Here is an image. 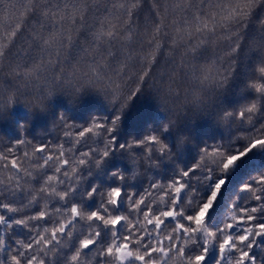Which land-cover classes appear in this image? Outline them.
Segmentation results:
<instances>
[{"label": "snow or ice", "instance_id": "obj_1", "mask_svg": "<svg viewBox=\"0 0 264 264\" xmlns=\"http://www.w3.org/2000/svg\"><path fill=\"white\" fill-rule=\"evenodd\" d=\"M256 3L257 0H8L5 4L0 0V15L15 20L3 36L7 43L0 44V117L9 114L17 103H23L28 109H43L55 92L72 89V94L76 95L87 86L103 92L115 109L110 120L93 118L87 127L69 124L63 113L59 115L57 126L65 129L63 137L72 138L73 133L67 129L74 127L78 135L72 139L73 147L68 149L70 158H65L62 146L52 148L50 142L40 144L37 151L43 154L41 168L46 178L38 191L46 197L65 201L77 190L82 168L93 160L99 166L103 158L118 147L130 150L138 145L153 153L154 148L149 145L152 142L158 146L155 150L167 153L168 145L159 133L118 145L115 132L122 115L138 94L142 95L145 86L152 89L173 114L183 111L187 104L199 106L210 86L227 82L232 74L235 64L229 57L241 46L239 24L250 15ZM165 14L175 17L171 33L166 31L169 25L164 23ZM140 19L144 24L140 26L141 31H137ZM82 33L88 38L82 40ZM147 35L152 39H145ZM160 39L169 48L170 69L152 75L144 72L136 77L137 87L128 88L127 92L120 86L104 83L108 73L120 74L118 66L133 58L137 45L143 48L147 44L152 48L144 59L157 65L155 56L162 48ZM205 45L221 47L216 60L201 64L195 54ZM250 46L262 53L251 84L264 96V40H253ZM178 71L187 88L179 87ZM157 75L159 78L155 79ZM259 107L258 101L251 102L236 115L251 121ZM229 115L233 113H227L225 118ZM172 123L170 120L165 130ZM20 127L22 130L27 124ZM92 134L107 137L99 141L103 147L81 151L80 146L85 145ZM5 143H10L11 147L0 152V159L15 175L0 180V228L4 229L0 233V264H46L48 252L61 251L60 241L66 237L72 238L70 244L64 245L71 248L67 264H87L81 257H86L93 249L96 250L93 264H169L173 258L180 264H264V216H261L264 213V174L257 176L254 184L244 185L245 190L254 194L255 205L234 204L223 226L208 224L209 211L225 183L226 177L222 174L252 148L264 146V132L243 150L233 152L219 144L209 152L205 147L195 165L182 169L178 178L173 176L166 184L150 180L149 189L144 190L143 195L134 188L124 187L127 176L118 169L113 174L120 183L104 190L92 185L85 191L87 198H98L96 209L88 211L77 203L54 207L55 213L64 215L66 210L67 214L65 222L55 221L58 226L51 230L39 224L51 218L47 210L18 216L21 218L8 215L19 213L21 206L6 198L7 190L15 193L27 189L33 192V199L35 196L33 187H25L32 184L34 177L25 175L18 158L8 161V156L16 155L14 149L31 142L24 138L6 141L0 136V145ZM53 151L58 152V156L48 154ZM130 154L135 164L137 157ZM208 157L212 158L211 164L206 162ZM144 158L152 162L151 155ZM201 170L206 181L215 178L206 198L192 183L193 177L200 179L196 173ZM49 171L51 175L47 174ZM152 191L163 192L165 196L157 200ZM189 193L191 199H188ZM161 203L168 210H162ZM122 204L129 214L144 217L152 230L146 229L139 220L133 223L129 214L121 210ZM166 220L173 221L174 226L161 239V234L169 228ZM80 221L89 222L87 231L73 238V230ZM17 227L28 230L26 240L17 238Z\"/></svg>", "mask_w": 264, "mask_h": 264}, {"label": "trees", "instance_id": "obj_2", "mask_svg": "<svg viewBox=\"0 0 264 264\" xmlns=\"http://www.w3.org/2000/svg\"><path fill=\"white\" fill-rule=\"evenodd\" d=\"M7 2L8 0H4L5 4ZM173 19L175 17L165 14L164 23L169 25L166 29L169 33L173 31ZM12 23H15L14 19L7 15H0V44L7 43L3 36L8 31V25ZM143 24L144 20L140 19L136 30L141 31L140 26ZM239 28L241 46L236 53L229 57L235 64L232 74L227 82L219 86H210L206 92V98L202 100L199 106L187 104L184 106L183 111L173 114L168 106L159 101L154 91L145 86L142 95L138 94V97L122 115L121 124L115 132L118 137V145H127L132 142L133 138L140 140L147 135L159 133L168 145L167 153H160L155 150L158 146L152 142H149V145L153 146V153H148L146 147L138 145H134L130 150L118 147L109 157L103 158L99 166L93 160L82 168V180L77 190L70 193L65 201H61L54 196L46 197L38 191L42 186L43 179L46 177L44 169L41 168L43 154L39 153L37 149L41 143L50 142L52 148H61L62 146L65 158H70L68 157V149L73 147L72 139L78 135L77 127L89 126L93 118L107 117L110 120L115 115V109L109 100L105 98L103 92L90 86L85 87L76 95L72 94V89L57 91L47 100L43 109H28L23 103L15 104L9 114L0 117V136L5 137L6 141L24 138L31 142L14 149L16 155L8 156V161L18 158L19 163L25 170V175L31 174L34 177L32 184L25 185V187L34 188L35 199L32 197L33 192L27 189L15 193H12L11 189L7 190L6 198L10 202L21 206L19 213H8V215L21 218L18 216L25 213L35 215L41 210H47L51 213V218L39 221V224L42 228L46 227L51 230L53 227L58 226L55 221L65 222L67 214L66 210L64 215L55 213L54 207L70 206L77 203L82 204L85 210L88 211L96 209L99 206L98 198H87L84 195L85 191L92 185H99L100 190L117 185L120 181L113 173L118 169L125 172L127 176L124 187L134 188L143 195L144 190L149 189L150 180L166 184L171 181L173 176H177L182 169H188L195 165L205 147L208 148L209 152L219 144L227 146L233 152L247 148L257 135L264 132V96L260 95L251 84L256 76V67L262 60V53L250 46L253 40H264V0H257L256 6L252 9L250 15L240 22ZM81 38L82 40L87 39V34L82 33ZM145 39L151 40L152 36L147 35ZM159 43H161L162 48L155 56V61H158L157 65L155 63L149 64L144 59V56L152 51V48H149L147 44L143 48L137 45L134 49L135 55L133 58L118 66L120 74L108 73L104 83H111L114 87L120 86L127 92L128 88L137 87L136 77L142 76L144 72L152 75L154 72L165 71V68L170 69L169 48L163 39H160ZM220 47L219 45L215 48L209 45L202 46L195 54L197 62L204 64L216 60ZM156 67L160 68L157 69ZM154 78L158 79L159 77L157 75ZM177 83L180 88L188 87L179 71L177 72ZM21 99L24 98L21 97ZM257 101L260 107L251 121L236 115L243 106ZM61 113L67 117L69 124L77 126L67 129L73 133L72 138L63 137L65 129L57 126L58 117ZM227 113H233V115L225 118ZM170 120L173 123L165 130V125L169 124ZM98 122L103 123V120L98 119ZM23 123H26L27 127L21 130L20 125ZM106 138L103 135L92 134L86 144L80 146V150L88 151L89 147L102 148L103 145L99 141ZM7 147H11V144L0 145V152L5 151ZM130 152L137 157L135 164L131 161ZM48 154L58 156V152L55 151ZM148 155L152 156L151 163L144 158ZM211 159V157L206 158V162L211 164ZM133 173H135L134 179ZM47 174L51 175L52 172L49 171ZM261 174H264V146H257L242 156L230 170L222 174L226 177L225 183L209 211L208 224L211 227L223 226L224 221H227V217L231 215L230 210L234 204L236 206L255 205L257 201L254 194L245 190L244 185L254 184L256 177ZM13 175L15 173L8 170L4 166V161L0 159V180ZM196 176L200 179L197 180L196 177H193L192 183L199 189L200 195L206 198L210 194L211 185L215 183V178L206 181L203 178L204 173L202 170L197 172ZM57 189L60 190L58 186ZM151 194L157 200H161L165 196L163 192L152 191ZM188 199H191V193H189ZM152 207L156 208L155 202H153ZM160 207L162 210H168L163 203L160 204ZM121 210L129 214L128 209L123 207V204ZM261 216H264V213H261ZM129 219L133 223L139 220L146 229L152 230L151 225H148L142 216L135 217L129 214ZM33 223L37 222L34 221ZM88 223L87 221H80L73 230V238L79 233L86 232ZM166 223L169 228L161 234V239H164L171 227L174 226V222L171 220H166ZM161 227L164 228L163 225ZM3 231L4 229L0 228V233H3ZM16 232L18 239L23 238L26 240L28 238L29 233L26 228L17 227ZM71 239L67 237L61 239V251L58 253L48 252L46 264H67V257L71 254V248L64 245L70 244ZM95 251L93 249L87 253L86 257L82 256V261L93 264V252ZM169 264H180V262L178 259L173 258L169 261Z\"/></svg>", "mask_w": 264, "mask_h": 264}]
</instances>
